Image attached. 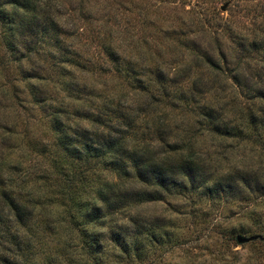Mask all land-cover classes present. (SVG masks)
Returning a JSON list of instances; mask_svg holds the SVG:
<instances>
[{
	"label": "trees",
	"instance_id": "1",
	"mask_svg": "<svg viewBox=\"0 0 264 264\" xmlns=\"http://www.w3.org/2000/svg\"><path fill=\"white\" fill-rule=\"evenodd\" d=\"M156 1L146 17L184 2L180 28L127 39L126 23L70 34L40 2L1 0L0 264H264V0ZM208 137L251 163L206 168ZM193 195L241 216L184 213ZM159 203L167 215L140 211Z\"/></svg>",
	"mask_w": 264,
	"mask_h": 264
},
{
	"label": "rangeland",
	"instance_id": "2",
	"mask_svg": "<svg viewBox=\"0 0 264 264\" xmlns=\"http://www.w3.org/2000/svg\"><path fill=\"white\" fill-rule=\"evenodd\" d=\"M148 1H150L151 4L152 3L156 4L157 2L156 0H153V1L148 0ZM39 2L40 4H42L41 5L42 11H47L50 14L61 17V20L64 23V27H66L67 33L69 32L70 34H73L75 32L76 24H78L79 26H86L87 29L94 30V32L96 31L99 32L102 30V27L107 26V24L111 27H116V25L124 26L123 23H126L127 25H129L128 33L125 35L127 39H130V36L132 35H133V38H136L137 36L141 37L144 35L148 36V32L149 30L152 29L151 27L153 26V24L155 26L158 25L164 28L166 24H169V20L172 18V16H174L175 19L178 20V22H175V25L178 28H180L179 21H181V15L183 17V14H182L183 8H186V5H184L183 1H180V2L176 1L175 4L163 6L164 7L163 10L162 8H160V11H155L154 13H152V11L150 10L149 15L146 17V15L143 13L144 12L143 9H144V3L147 2V0H114V1H111V0H30L29 3L31 4V6L34 4L36 6V4H39ZM229 10H230V7H226L225 11H222V10L221 11L224 16H227ZM140 19L143 22H141ZM127 21H129V23ZM170 30L171 29H166L167 32H170ZM152 34H153V31H152ZM90 51L92 52L93 50L90 49ZM171 54L172 53L170 52L166 53L164 57H166V59L170 58ZM102 80L103 79H100V82H102ZM107 85L113 88L115 87L114 82L108 83ZM124 101L122 104L123 105L127 104L128 106V100L126 101V103ZM133 107H136V105ZM161 117L163 120L161 119ZM169 118L172 119L173 115L171 114ZM155 121H159L164 126L169 124V123H165V119L163 115L161 114L157 115ZM173 122H177V121H173ZM180 124L181 122L178 121L175 127L176 128L178 126L181 127ZM204 143H205L204 144L205 147L202 151V154H199V155L204 161V165L206 168L210 167V169L215 168L219 170V169H222L223 166L231 164L230 161H235V160H240V161L243 160L244 164L251 163V161L248 158L245 160V157H247L246 156L247 152H249L250 150L246 147L238 146L236 143L231 142V141L221 142L220 140H217L212 137H208L207 139H205ZM153 145H154V151L161 149L158 143L153 142ZM33 162L34 161H32L31 163ZM174 194H175L174 195L175 197L179 196V193L178 194L174 193ZM198 199L201 200V197H198V195H193L191 198L187 197L186 200L180 201L177 203H181L183 206H185V208L182 209L184 213L185 211L189 212L191 208H194V209L198 208L197 210V212L199 211L198 216H200L201 213H205V212H210L212 214V217H214V215H218L220 212L223 213L221 216L223 215L232 216L231 215L232 212L234 213L236 212L235 216L237 215L241 216L239 214H241L242 212V206L239 207L238 205H235V206L232 205V203L219 202V208L215 207L216 205L215 203L213 207L210 209L209 205H211L212 202H209L207 206L199 205ZM260 200H261L260 198H257L256 203ZM174 204L175 203L171 202V205H174ZM170 210L171 209L170 207H168L167 203L165 204H161V203L144 204L140 206V211H142L143 213H147L149 215L154 214L155 216L167 215L166 213L170 212ZM221 222H222L221 224L223 225L219 226V224H217L218 227L216 225H213V228L215 229L216 232L221 231L222 229L226 227L228 228L230 224V223L226 224V221L224 220H222ZM181 223H183V220L181 221ZM195 226L199 227V224L195 222ZM184 227H182V231L184 230L186 231L187 228L189 229V226H184ZM201 230H203L206 235L208 236L210 235V237H208V240L210 241L209 243L211 244L212 250L215 253H218V252H222V254L224 253L222 258H224L225 256L228 257V254L230 252L227 247V244L223 243L222 236H216V234L212 235V228L210 225L202 228ZM179 232H181V227L179 229ZM240 235L249 237L243 233ZM250 242L251 241L245 242L242 244H239L238 242L236 244L232 243V248L230 249L231 253L237 254L238 256H240V258L244 259L251 252ZM152 264H155V263H152Z\"/></svg>",
	"mask_w": 264,
	"mask_h": 264
},
{
	"label": "water",
	"instance_id": "3",
	"mask_svg": "<svg viewBox=\"0 0 264 264\" xmlns=\"http://www.w3.org/2000/svg\"><path fill=\"white\" fill-rule=\"evenodd\" d=\"M226 7H227V5L223 4V5L220 6V10L225 11ZM253 239H254V237H245V236H242V235H238L236 237V240H237V242L239 244H242V243H245V242H249V241H251Z\"/></svg>",
	"mask_w": 264,
	"mask_h": 264
}]
</instances>
